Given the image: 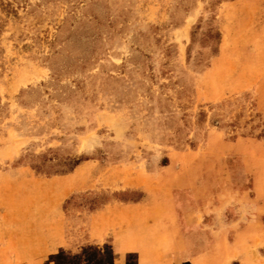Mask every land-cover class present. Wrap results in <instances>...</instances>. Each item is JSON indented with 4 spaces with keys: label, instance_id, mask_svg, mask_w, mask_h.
Returning <instances> with one entry per match:
<instances>
[{
    "label": "rangeland",
    "instance_id": "1",
    "mask_svg": "<svg viewBox=\"0 0 264 264\" xmlns=\"http://www.w3.org/2000/svg\"><path fill=\"white\" fill-rule=\"evenodd\" d=\"M154 175L236 216L193 264H264V0H0V264H111Z\"/></svg>",
    "mask_w": 264,
    "mask_h": 264
},
{
    "label": "crops",
    "instance_id": "2",
    "mask_svg": "<svg viewBox=\"0 0 264 264\" xmlns=\"http://www.w3.org/2000/svg\"><path fill=\"white\" fill-rule=\"evenodd\" d=\"M197 183L150 176L139 183L138 197L112 199L91 210L86 230L93 239L109 240L111 264H193L209 250L229 245L236 217L228 213L221 222V200ZM208 189L214 193L217 188ZM255 214L245 228L253 229L258 222L263 230V216ZM200 246L207 249L192 250Z\"/></svg>",
    "mask_w": 264,
    "mask_h": 264
}]
</instances>
